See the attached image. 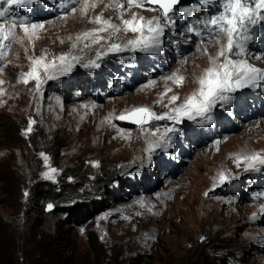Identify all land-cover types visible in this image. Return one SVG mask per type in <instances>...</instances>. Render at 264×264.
<instances>
[{
    "label": "rangeland",
    "instance_id": "rangeland-1",
    "mask_svg": "<svg viewBox=\"0 0 264 264\" xmlns=\"http://www.w3.org/2000/svg\"><path fill=\"white\" fill-rule=\"evenodd\" d=\"M220 10L221 0H189L166 19L146 0H32L0 18L5 32L16 22L0 55V169L18 186L8 197L0 182V245L11 259L55 238L57 264H264V164L244 159H264V18L229 53L227 34L203 23ZM133 14L163 29L148 48L129 44L141 35L122 23ZM226 58L262 74L205 113L169 119ZM38 59L39 88L27 77ZM136 108L165 118L117 119ZM39 182L56 201L27 202Z\"/></svg>",
    "mask_w": 264,
    "mask_h": 264
},
{
    "label": "snow or ice",
    "instance_id": "snow-or-ice-1",
    "mask_svg": "<svg viewBox=\"0 0 264 264\" xmlns=\"http://www.w3.org/2000/svg\"><path fill=\"white\" fill-rule=\"evenodd\" d=\"M32 0H0V5L6 4L8 7H3L0 10V18H3L9 12V8L13 5H26L31 3ZM150 4H159L160 8L163 10V15L166 19L169 18V13L173 10V6L178 2V0H146ZM202 3L207 5L209 0H201ZM128 6L131 7L135 5L137 7L143 8L144 0H127ZM95 7V4H93ZM119 7H124L119 5ZM153 10V9H148ZM264 18V0H221V10L218 14L212 15L208 20L203 23L205 26H210L212 31H214L217 36L221 33L227 34L226 50L231 53L234 48L241 47L237 43V37L244 34L248 30L249 24H255L258 19ZM96 23H103L108 27H112L115 31H119L115 25L110 24L109 21H102V18L97 16L95 18ZM122 23L125 25L126 31H131L133 33H139L136 40L129 41L131 45L142 44L144 48L150 47L154 44L159 34L163 31L159 27L156 21H144L143 17L137 18L135 14L132 15L131 19L123 20ZM156 26H153V25ZM145 26H147L148 35H143L145 31ZM16 27V22L12 21L10 24V29L5 32V24L0 23V55H2V48L5 41L9 40L11 35V28ZM20 27L27 32L28 26L20 22ZM32 29L42 28L43 25L31 24ZM99 31H104L101 28ZM188 31H192V27L189 26ZM89 34H85L87 36ZM247 38V37H245ZM113 48H119L118 45H112ZM218 55L223 56L224 51L222 50ZM60 60H64V57H60ZM41 60L33 61V68L27 73V77L35 79L37 81V88H39V74L37 72L36 66L41 65ZM55 62L44 65L45 74L49 68L54 67ZM253 74H262L261 70L254 68L244 62L234 63L231 60L225 59L224 64L218 66V68H209L203 77L199 80L200 90L198 92L199 99L197 100L195 96H189L185 103L178 108L173 109L175 116H169V119L179 120L180 116L185 115L191 118L193 115H200L209 110L212 103L217 99H227V97L221 95L224 92L234 90L238 86L246 85L250 80L254 78ZM182 78L177 81L179 83ZM28 79H24V83H27ZM2 83V82H0ZM178 97H171V102H175ZM163 116H156L149 109L146 108H136L127 114H122L117 119L127 120L137 125L143 126L149 123L152 119H164ZM30 130V126H29ZM167 131H174L173 129H168ZM244 159L251 162H259L264 164V159L258 156L244 157ZM95 166V165H94ZM55 172V169L51 170ZM47 178V174H46ZM220 182L225 180L224 173L219 174ZM27 195V193H25ZM52 204H48V210H51Z\"/></svg>",
    "mask_w": 264,
    "mask_h": 264
},
{
    "label": "trees",
    "instance_id": "trees-1",
    "mask_svg": "<svg viewBox=\"0 0 264 264\" xmlns=\"http://www.w3.org/2000/svg\"><path fill=\"white\" fill-rule=\"evenodd\" d=\"M7 175L8 174L4 170L0 169L1 188L2 190L5 191V194H7L8 197H11L13 196L14 192L18 190L16 189V187L18 186L16 183H13L14 181L13 179H8ZM54 189L55 187L51 185L50 183L39 182L38 184L27 189V192L29 193L27 196V202H29V198L31 200L41 199L44 201L49 198H52V200L56 201L55 196H58L57 193L56 195L51 196L54 193ZM23 210L26 211L27 208L24 207ZM72 210L78 213L81 210V208L80 207L73 208ZM84 210H87V207H84ZM0 232H3L1 227H0ZM34 239H35V236H33V241ZM51 242L53 243V246L51 248H48L49 246L45 247L44 251H41L42 248L41 249L36 248L30 251L31 253H29V251L24 252V253L23 251L20 252L22 259L26 261L27 263L30 262V264L32 263L31 258L38 264H57L59 262L60 254H58L56 250H57L58 244L60 243L55 238L51 239ZM0 243H1V237H0ZM35 244L32 243L31 246H34ZM8 255H10V260H9ZM11 258H13V256H11V254H7L4 250V247L0 245V264H26L24 261L23 262L21 261L19 263L16 259H11ZM129 262H132L131 264H141V262L135 263L134 260L132 259ZM63 264H66V261H64Z\"/></svg>",
    "mask_w": 264,
    "mask_h": 264
},
{
    "label": "water",
    "instance_id": "water-1",
    "mask_svg": "<svg viewBox=\"0 0 264 264\" xmlns=\"http://www.w3.org/2000/svg\"><path fill=\"white\" fill-rule=\"evenodd\" d=\"M189 4V0H178V2L173 6V9L175 8H178L179 6H185V5H188ZM155 7L159 8V9H162L160 8L159 4H153ZM163 11V10H162ZM119 121H122V122H125V123H130V124H134V125H137L135 123H132L130 121H127V120H120L118 119ZM137 126H140V125H137ZM46 211H48V208L46 206Z\"/></svg>",
    "mask_w": 264,
    "mask_h": 264
},
{
    "label": "bare ground",
    "instance_id": "bare-ground-1",
    "mask_svg": "<svg viewBox=\"0 0 264 264\" xmlns=\"http://www.w3.org/2000/svg\"><path fill=\"white\" fill-rule=\"evenodd\" d=\"M89 3H90V2H89ZM110 4H111V3H108V4H106V5H107V6H110ZM80 6H81V5H80ZM82 7H83V6H82ZM87 9H88V8H87ZM93 9H94V8H93ZM89 11H90V10H89ZM180 13H181V12H180ZM82 19H84V18H82ZM72 28H73V27H72ZM81 28H82V27H81ZM83 29H84V27H83ZM73 31H74V30H73ZM119 31H122V29H120ZM59 32H60V31H59ZM86 33H87V32H86ZM250 33H252V32H250ZM72 35H73V34H72ZM77 35H78V33H77ZM247 35H248V34H247ZM73 37H74V36H73ZM76 37H78V36H75V38H76ZM71 40H72V39H71ZM243 41H244V40H243ZM243 41H242V43H243ZM72 42H73V41H72ZM76 42H77V41H76ZM245 43H246V42H245ZM71 44H72V43H71ZM243 44H244V43H243ZM242 46H243V45H242ZM69 47H70V46H69ZM149 49H150V48H149ZM148 51H149V50H148ZM216 53H217V52H216ZM216 53H215V54H216ZM209 57H210V56H209ZM209 57H208V58H209ZM216 57H217V56H216ZM217 58H218V57H217ZM217 58H216V59H217ZM249 59H250V58H249ZM199 61H200V60H199ZM217 61H218V60H217ZM242 61H243V60H242ZM219 62H220V61H219ZM246 62H247V61H246ZM246 62H245V63H246ZM192 82H193V81H192ZM255 83H256V82H255ZM259 87H260V86H259ZM259 90H260V88H259ZM253 92H254V91H253ZM224 96H225V95H224ZM255 97H256V96H255ZM185 101H186V100H185ZM225 101H226V100H225ZM214 102H215V101H214ZM214 102H213V103H214ZM213 103H212V104H213ZM214 104H215V103H214ZM240 114H241V113H240ZM241 115H242V114H241Z\"/></svg>",
    "mask_w": 264,
    "mask_h": 264
}]
</instances>
